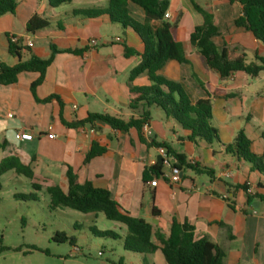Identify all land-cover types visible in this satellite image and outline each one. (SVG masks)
Listing matches in <instances>:
<instances>
[{"label": "crops", "instance_id": "0c3cea01", "mask_svg": "<svg viewBox=\"0 0 264 264\" xmlns=\"http://www.w3.org/2000/svg\"><path fill=\"white\" fill-rule=\"evenodd\" d=\"M168 1L166 18L179 26L187 62L170 59L159 74L181 83L193 100L208 97L202 84L219 94L211 98V103L213 125L220 142L208 145L189 141L188 132L158 107L151 108V133L142 130L150 146L141 142L135 128L122 133L102 123L65 125L62 117L67 122H77L90 113H107L124 120L139 115L130 109L129 99L131 71L141 57H126L124 45L142 51L143 43L130 27L124 28L106 15L88 18L74 13L105 8L109 0H86L78 5L72 0L56 7L50 0H20L15 13L0 16V62L15 66L33 56L46 59L52 45L79 52L57 53L44 82L36 89L39 98L58 94L62 108L57 101L36 100L31 84L39 77L37 72L24 71L17 82L0 84V162L16 156L32 166L38 183L44 187L59 184L65 190L67 169L71 166L80 182L90 180L97 187L109 189L123 208L165 233L174 218L192 224L197 239L207 237L225 251L223 264H264V173L225 150V145L231 144L244 129L254 151L264 154V71L257 77L235 73L221 80L204 65L200 52L190 42L195 26L203 22L202 14L191 0ZM196 1L213 13L220 31L215 38L219 46L226 43L235 53H245L248 62L256 56L264 57V43L250 31L234 25V20L242 14L238 3ZM130 10L137 20H144L145 13L139 6L130 3ZM34 16L49 24L31 33L26 24ZM11 35L20 39L19 56L9 50ZM28 40L33 41L32 47L26 46ZM92 40H97V44H92ZM148 83L144 73L131 84ZM230 92L237 95L225 97ZM19 130L31 131L34 138H17ZM50 132L56 137L50 138ZM95 141L106 146L107 151L86 163V155ZM161 143L185 156L187 164L180 168L179 182L171 183L172 170L165 165L163 176L152 175L146 182L143 179L145 168L159 163ZM197 164L213 169L214 175L191 167ZM226 171L232 175L225 177ZM153 180H157V185L151 184ZM244 185L251 191H245ZM248 193L253 196L252 203L247 202ZM226 194L229 200L223 198ZM145 257L151 258V264H167L161 250Z\"/></svg>", "mask_w": 264, "mask_h": 264}, {"label": "trees", "instance_id": "16d2710c", "mask_svg": "<svg viewBox=\"0 0 264 264\" xmlns=\"http://www.w3.org/2000/svg\"><path fill=\"white\" fill-rule=\"evenodd\" d=\"M20 0H0V16L15 13ZM72 0H50L52 6L56 7ZM238 3L242 14L234 20L237 28L250 31L256 39L264 43V0H229ZM194 8L202 14L203 22L196 25L190 34V42L198 49L204 65L214 71L221 80L228 79L235 73H242L249 77H257L264 71V57L256 56L254 61L248 62L245 53H235L228 44L219 46L215 38L220 35L219 27L212 12L207 10L196 0H191ZM130 3L139 6L145 13L143 21H139L131 15ZM169 10L168 0H109L105 8H90L75 10L74 13L88 18L108 16L112 22L120 23L124 28L130 27L143 43L142 51L135 47L124 45L125 56L139 55L141 61L136 65L130 75V82L141 74H146L149 83L135 86L130 83L129 107L139 112L138 116H131L128 120L107 113H90L84 120L67 122L62 121L69 127L90 124L96 126L98 123L106 124L111 128L128 133L135 128L139 132L141 142L149 143L142 134L145 124L151 119V108H161L167 117L178 122L187 132L188 140L193 143L204 142L213 144L220 142L218 131L213 125V105L211 98L219 96L202 84L208 94L207 98L193 100L189 91L179 82L159 74V70L168 60L179 63L187 62L183 43L179 39V26L171 23L166 16ZM48 21L34 16L28 20L26 28L28 32L34 33L48 26ZM9 40V50L13 55L19 56L17 44ZM79 52L78 50H60L51 46V54L46 59L36 56L27 61H19L15 66H8L0 62V84L9 85L17 82L18 76L24 71L37 72L39 77L32 82L31 90L39 102L57 101L61 108L63 102L58 94H51L45 98H39L36 89L46 77L48 68L52 65L55 55L59 52ZM236 93H228L225 97L236 96ZM165 147L172 154L176 162L174 166L181 168L186 165L185 156L173 150L167 143L158 144ZM227 153L237 156L252 164V169L264 173V154H258L253 149L252 140L241 129L231 144L225 145ZM107 147L93 142L92 147L86 155L85 162L105 154ZM164 164L156 163L145 168L143 179L146 182L150 177L163 176ZM198 172H205L210 176L214 170L204 166L191 165ZM10 170L24 175L32 180V186L36 191L44 190L49 195L51 210L59 207L71 208L83 213H103L106 218L120 222L127 228L124 238V248L128 251L149 255L161 250L167 264H223L225 251L207 237L197 239L195 227L187 221L174 218L169 231L163 232L155 228L142 217L131 214L123 208L120 203L111 196L109 189L97 187L92 181L84 183L79 181L77 173L71 166L67 169L68 188L65 190L59 184L43 186L35 180V172L30 165L24 164L18 157L9 156L0 162V190L2 189L1 178ZM247 191V186H242ZM16 198L28 201L37 200L36 193H16ZM1 202V197H0ZM247 202H253V196L248 193ZM156 208H154V212ZM101 236L116 237L111 231L96 232ZM55 241L68 240L64 232H57ZM7 247H0V251ZM120 260L118 264H122Z\"/></svg>", "mask_w": 264, "mask_h": 264}, {"label": "rangeland", "instance_id": "374dc122", "mask_svg": "<svg viewBox=\"0 0 264 264\" xmlns=\"http://www.w3.org/2000/svg\"><path fill=\"white\" fill-rule=\"evenodd\" d=\"M85 1L75 0V4ZM1 184L0 247L7 249L0 251V264H118L120 260L151 264L148 255L124 248V224L101 212L51 210L47 192L36 191L30 178L13 170L2 176ZM16 193H36L37 200L25 201L16 198ZM101 231H111L116 237L96 233ZM57 232H64L68 240L55 241Z\"/></svg>", "mask_w": 264, "mask_h": 264}, {"label": "built area", "instance_id": "2783aa9c", "mask_svg": "<svg viewBox=\"0 0 264 264\" xmlns=\"http://www.w3.org/2000/svg\"><path fill=\"white\" fill-rule=\"evenodd\" d=\"M9 39H10V41L12 43H15V44L20 43V39L17 36H15V35L9 36ZM91 43L92 44H97V40H92ZM33 45H34V43H33L32 40H28L26 42V46H28V47H32ZM51 129H52V126H49V130H51ZM143 129L148 134L151 133L149 124H145ZM48 135H49L50 138H55L56 137L55 133H53V132H50ZM16 136H17V138L22 139V140H32L34 138L33 133L31 131H27V130H19L17 132ZM158 150H159L160 156L162 158L163 164L166 165V166L171 167L172 172H171V175L169 176V179H170L171 183L179 182L180 179H181V171H180L179 168L174 166V163L176 162L175 157L172 154H170L169 151L165 147L160 146L158 148ZM223 175L225 177H230L232 175V173H231V171H226V172L223 173ZM151 184L153 186L157 185V180L151 181ZM250 191L251 190L247 189V192H250ZM223 198L225 200H229L230 199L227 194L224 195ZM255 212H256V210L254 209V213Z\"/></svg>", "mask_w": 264, "mask_h": 264}, {"label": "water", "instance_id": "95a60500", "mask_svg": "<svg viewBox=\"0 0 264 264\" xmlns=\"http://www.w3.org/2000/svg\"><path fill=\"white\" fill-rule=\"evenodd\" d=\"M159 163H160V164L163 163V162H162V158H161V156L159 157Z\"/></svg>", "mask_w": 264, "mask_h": 264}]
</instances>
